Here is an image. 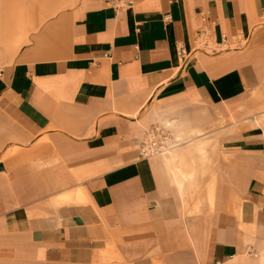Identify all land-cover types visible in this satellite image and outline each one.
<instances>
[{"label": "crops", "instance_id": "1", "mask_svg": "<svg viewBox=\"0 0 264 264\" xmlns=\"http://www.w3.org/2000/svg\"><path fill=\"white\" fill-rule=\"evenodd\" d=\"M260 23L264 0H78L0 56V264H264L262 53L224 47ZM158 116L230 157L215 212L181 201L191 148L142 155Z\"/></svg>", "mask_w": 264, "mask_h": 264}, {"label": "rangeland", "instance_id": "2", "mask_svg": "<svg viewBox=\"0 0 264 264\" xmlns=\"http://www.w3.org/2000/svg\"><path fill=\"white\" fill-rule=\"evenodd\" d=\"M78 0H0V56H4L8 62H12V55L26 45L29 40L36 34L43 30V26L53 18L59 16L61 12L68 10L77 3ZM260 28L255 27L250 30L249 34L235 37L234 40L228 45L232 50H250L259 49L262 53L260 61V85L253 90L251 96L253 98L252 113L258 119L256 125L264 126V27L262 23ZM3 27L4 33L1 28ZM239 41L241 42L239 44ZM198 47L199 44H197ZM241 48H240V47ZM1 64V63H0ZM147 108V107H145ZM158 122L163 124L170 130L171 140H175L176 144L179 143L173 152L168 155H153L161 156L162 160H166L173 155L174 152L180 151L182 153L192 150L190 156L191 163L196 165L192 173V190L186 188L185 192H180L181 201L185 207L188 206V201L191 198L195 199V203L191 204L192 211H204L208 209L211 212L216 211L217 204L215 203L216 196L218 195L219 188L217 183L219 180V170L221 164L229 162L230 157H224V151L220 145L219 140L203 131H193L188 129L187 122L181 118L158 116L152 118L150 123ZM231 122H235L231 119ZM149 125V124H148ZM148 126L146 125V128ZM185 141H188L185 143ZM200 141L209 143L204 149L206 152L197 150L196 145ZM174 144V143H173ZM178 148V149H177ZM151 157V156H150ZM229 191L227 196L235 194L234 188L226 189ZM190 192V193H189ZM237 197V196H236ZM234 197L233 202L227 205L228 212L237 211L240 206V197ZM239 205V206H238ZM121 258H112V260L120 261Z\"/></svg>", "mask_w": 264, "mask_h": 264}, {"label": "built area", "instance_id": "3", "mask_svg": "<svg viewBox=\"0 0 264 264\" xmlns=\"http://www.w3.org/2000/svg\"><path fill=\"white\" fill-rule=\"evenodd\" d=\"M115 4L117 7L125 5L131 7L133 0H115ZM223 41L225 42L224 44L227 43V39H223ZM178 56L182 64L187 61L189 53L184 46H180L178 49ZM175 140L178 141V139ZM175 140H171V133L167 127L163 124H156L145 129L140 136V151L144 157L164 155L179 145V143L176 144Z\"/></svg>", "mask_w": 264, "mask_h": 264}, {"label": "bare ground", "instance_id": "4", "mask_svg": "<svg viewBox=\"0 0 264 264\" xmlns=\"http://www.w3.org/2000/svg\"><path fill=\"white\" fill-rule=\"evenodd\" d=\"M1 30L3 31V27L1 28ZM4 33V31L1 33V34H3ZM174 159V160H173ZM175 161V157L174 158H169V162H174ZM181 175H184V173L183 174H181ZM184 176H186V175H184ZM262 257V256H261ZM262 259V261H264V257L263 258H261ZM261 261V260H260ZM261 263V262H260Z\"/></svg>", "mask_w": 264, "mask_h": 264}]
</instances>
